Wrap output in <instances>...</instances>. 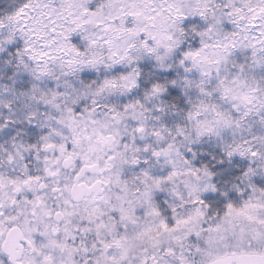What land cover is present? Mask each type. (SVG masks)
<instances>
[{
    "label": "snow or ice",
    "instance_id": "6c2138e0",
    "mask_svg": "<svg viewBox=\"0 0 264 264\" xmlns=\"http://www.w3.org/2000/svg\"><path fill=\"white\" fill-rule=\"evenodd\" d=\"M0 264H264V0H0Z\"/></svg>",
    "mask_w": 264,
    "mask_h": 264
}]
</instances>
